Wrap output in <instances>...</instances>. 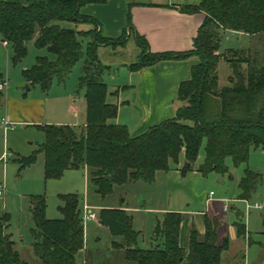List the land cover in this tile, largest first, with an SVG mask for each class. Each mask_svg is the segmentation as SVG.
Wrapping results in <instances>:
<instances>
[{
	"label": "trees",
	"instance_id": "trees-1",
	"mask_svg": "<svg viewBox=\"0 0 264 264\" xmlns=\"http://www.w3.org/2000/svg\"><path fill=\"white\" fill-rule=\"evenodd\" d=\"M107 0H0V33L12 50L13 63L27 55V44L33 39L38 48L54 55L37 56L35 63L23 70L30 85L47 91L52 79L63 82L74 64L84 57L79 87L85 89V120L82 126L39 124L44 140L30 155L19 157L21 166L33 164L43 156L44 178H59L69 169L86 167L95 192L104 200L116 185L131 182L152 183L158 171H169L178 165L183 154L182 172L193 170L200 148L204 155L197 166L202 175L214 171L229 172L245 163L251 147L264 148V0H201L197 5L184 6L186 13L201 12L204 19L186 52H152L139 33V47L131 71L151 66L162 60L194 57L189 79L181 82L178 99L181 104L173 117L132 135L123 124L114 121L118 106L107 100L110 91L103 80L108 65L101 63L98 50L126 41V31L116 39L102 35L98 21L80 13L89 3ZM129 34L133 33L130 11ZM88 22L97 30L63 27L60 22ZM238 32L251 37L247 48L219 51L222 36ZM89 38L86 45L83 39ZM223 58L232 68L229 84L219 86L217 64ZM0 81L1 74H0ZM261 176L245 168L237 184V198L248 199ZM31 207L33 227L31 249L36 264H77L76 254L84 245V222L81 198L77 193L60 195V218L45 215L44 200L35 197ZM99 222L110 234L114 247L124 249V258L135 264H221L222 253L229 240L217 241L219 221L203 215L204 233L190 229L187 246L179 243L183 215L166 212L157 224L154 235L161 237L151 248L137 246L139 231L133 228V216L125 208L103 207ZM9 214L0 216V264H30L15 247L8 232ZM238 236H246L245 224L237 214L234 222Z\"/></svg>",
	"mask_w": 264,
	"mask_h": 264
},
{
	"label": "rangeland",
	"instance_id": "rangeland-1",
	"mask_svg": "<svg viewBox=\"0 0 264 264\" xmlns=\"http://www.w3.org/2000/svg\"><path fill=\"white\" fill-rule=\"evenodd\" d=\"M82 23L84 25L78 26L73 22H60L63 27L67 28L97 30L96 26L91 23ZM88 41L89 38H84L83 44L86 45ZM250 43V36L228 32L220 40L219 51L223 53L227 48H247ZM134 45L133 39L130 38L126 42L124 50L118 47L120 45L112 47L109 44L103 45L105 47H100L98 50L101 63L110 66L103 75V80L110 89L126 82L127 71H122L118 64L126 60L131 63L136 61L139 50L136 56H133L134 51L131 48ZM27 50V55L20 62L13 63L11 48H6L0 43V73L6 82V85L0 89V155L3 153L0 157V184L5 186L4 194L0 196V216L3 213L9 214L8 232L12 234V238L16 242V249L22 258L29 261L30 264H36L38 261L31 249L30 230L33 227L30 210L33 198L39 197L44 200L45 215L53 219L62 216L59 209L61 194L77 193L81 198L80 208H83L86 202L97 207L100 205V199L89 179L87 189L85 172L82 168L66 170L59 178L45 179L42 154H38L36 161L28 166L23 167L18 161L19 157L28 156L39 147L44 140V133L31 124L22 125L19 122H12L4 130L1 118L5 115L3 104L5 98L11 96L25 100L46 96V104L42 106L45 109V116L42 118L48 123L57 125L82 126L86 111L85 89L79 87L84 57L74 64L63 82L54 77L49 89L44 91L39 85H30L26 82L23 70L30 68L35 63L37 56H47L53 59L54 55L46 48L36 47L33 39L28 42ZM217 75L219 86H226L230 83L229 77L232 75V68L223 58L217 64ZM26 86L29 87L28 90H26ZM181 104L183 103L181 102ZM22 116L26 117L24 114ZM26 119L28 118L26 117ZM203 155L204 147L202 146L198 157ZM226 163L229 166L228 173L218 174L212 171L206 176L200 174L193 181V189L198 195H207L210 191L213 193L210 204L211 212L221 220L222 224L218 228L219 242H222L223 237H227L229 240L228 248L222 253V264H264V148L251 147L247 161L238 166H233L230 158H227ZM245 168L259 174L261 178L248 199H237L235 181L241 177ZM230 176L231 178H229ZM219 179H222L223 182ZM135 184L131 182L114 186L105 202L116 205L119 203L121 195L125 197L129 205L135 208H142L143 201L147 207L154 203H156V207L166 205L167 199L154 197L153 188L149 187V183L139 181L137 184L144 185L143 187H138ZM159 192L161 191L159 190ZM183 196L178 193L173 196L172 200L176 199L183 203ZM219 197L227 199H225L226 201L220 200ZM189 202L194 206L192 208L205 209L203 203L195 206L194 201L191 200L187 203ZM224 204L229 207L228 210H224ZM131 214L136 218V226L141 229L137 238L139 247H149L150 242L154 243L150 241V216L154 219L156 213L134 211ZM237 214L241 215L245 224V237L238 236L236 233L234 222L237 220ZM84 225L85 242L88 246L99 247L102 252L107 251L111 238L109 231L99 226L96 220L85 221ZM96 237L99 239L97 240Z\"/></svg>",
	"mask_w": 264,
	"mask_h": 264
},
{
	"label": "crops",
	"instance_id": "crops-1",
	"mask_svg": "<svg viewBox=\"0 0 264 264\" xmlns=\"http://www.w3.org/2000/svg\"><path fill=\"white\" fill-rule=\"evenodd\" d=\"M200 1L201 0H107L105 3L86 4L80 8V13L94 17L99 23V29L103 32L102 35L108 38H118L124 31H126V41L118 47L124 50L126 42L132 38L135 43L131 48L132 51H134L132 54L133 56H136L139 50L135 40V33H139L146 39L149 50L152 52H186L193 46V40L204 19V14L201 12L186 13L181 11V8L184 6L197 5ZM129 11L134 31L130 34L127 19ZM82 25H84L82 22L78 23V26ZM78 30L81 29L78 28ZM0 43L6 48L9 47L3 37L0 38ZM127 61L128 60L118 64L121 66L122 71H127L126 82L119 84L118 87H113L112 89L109 88L110 91L118 89V92L116 94H109L107 100L118 106V113L114 121L118 124L125 125L132 135H136L142 133L150 126L174 116L176 109L181 105L177 96L179 85L181 82L189 79L191 66L197 63V60L194 57L187 59L162 60L137 71H131L128 67L131 61ZM1 80H4L2 74ZM3 104L5 107V115L2 116L1 121L6 118L11 123L19 122L22 125L28 123L34 127L39 124H51L43 119V116H45V109H43L42 106L46 104V96L25 100L10 96L5 98ZM23 114L24 116L26 115L28 119L23 117ZM2 155L3 153L0 157ZM201 159L202 157H198L192 171L183 173L181 170L184 162L182 154L177 166L169 171H158L156 173L155 180L152 183H149V187L153 188L154 197H161L163 200L167 199V202L165 203L166 205L156 207L157 205L154 203L147 207L145 201H143L142 208H135L134 206L129 205L125 200V197H122L121 195L119 203L116 205H110V203L105 202L106 198L103 200L95 192L99 196L100 205L96 207L87 202L84 203V205H88L96 211L97 214L95 219L89 220H96L99 226L106 228L99 222V210L103 207H119L120 205H122V207L129 213L134 211L150 214L156 213L154 219L150 216V241H153L154 243L150 242L151 244L147 248H151L155 244H159L161 240V237L154 235V230L157 224L163 219V215L170 211L180 212L183 215V219L180 226L179 243L181 246L186 247L188 235L192 227H194L200 234L204 233V214L208 217L217 218V216L211 212L212 209L210 207L213 199L211 196L213 195V193L211 194L212 191L207 195H198L192 186L194 179L201 174L197 171V166ZM79 168H82L85 172L88 189V169L85 166ZM229 178H231V176ZM239 179L240 177L235 181L236 188ZM219 180L223 182L222 179ZM138 182H134V184L136 183L135 185L138 187L144 186L137 184ZM159 190L161 192H159ZM178 193L184 195L182 198L183 203L178 202L176 199L172 200L173 196ZM218 199L225 200L227 198L219 197ZM191 200L195 202V206H199L200 203H203L205 209L197 210L196 208H192L194 206L191 205V202L187 203ZM35 201L37 202V200H34L33 205H35ZM33 205H31V207ZM225 205L226 204H224V206ZM228 209L229 207H227L226 210ZM132 216L133 228L139 231L140 234L141 229L136 226V218L134 215ZM217 220L219 221V228L222 224L221 220L218 218ZM218 230L219 229H217V237L219 236ZM96 239L98 240L99 237H96ZM113 240H119V238L111 235L109 246H107L108 250L103 251L104 253L99 247L88 246L87 242H85L84 225V245L76 254V263L135 264L124 258L123 248L114 247L112 245ZM217 241L220 244L219 237L217 238ZM137 246H139L138 243Z\"/></svg>",
	"mask_w": 264,
	"mask_h": 264
},
{
	"label": "built area",
	"instance_id": "built-area-1",
	"mask_svg": "<svg viewBox=\"0 0 264 264\" xmlns=\"http://www.w3.org/2000/svg\"><path fill=\"white\" fill-rule=\"evenodd\" d=\"M6 85L5 80L0 81V89H2ZM1 124L3 125L4 129H7L8 125L11 124L8 119L4 118L1 121ZM4 186L0 184V196L4 194ZM212 194V192H211ZM255 206H258L255 204ZM227 205L224 206V210L227 209ZM97 216L96 211H94L90 206L84 205L82 209V219L83 222L89 220V219H95Z\"/></svg>",
	"mask_w": 264,
	"mask_h": 264
},
{
	"label": "water",
	"instance_id": "water-1",
	"mask_svg": "<svg viewBox=\"0 0 264 264\" xmlns=\"http://www.w3.org/2000/svg\"><path fill=\"white\" fill-rule=\"evenodd\" d=\"M25 88H26V90H28V88H29V87H28V86H26ZM34 204H37V202L35 201V202H34Z\"/></svg>",
	"mask_w": 264,
	"mask_h": 264
}]
</instances>
